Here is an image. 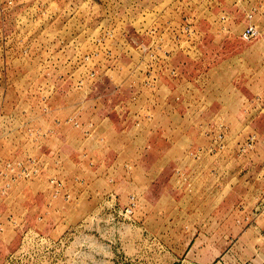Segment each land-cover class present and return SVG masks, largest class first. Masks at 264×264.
<instances>
[{
    "label": "rangeland",
    "instance_id": "374dc122",
    "mask_svg": "<svg viewBox=\"0 0 264 264\" xmlns=\"http://www.w3.org/2000/svg\"><path fill=\"white\" fill-rule=\"evenodd\" d=\"M0 264H264V0H0Z\"/></svg>",
    "mask_w": 264,
    "mask_h": 264
},
{
    "label": "built area",
    "instance_id": "2783aa9c",
    "mask_svg": "<svg viewBox=\"0 0 264 264\" xmlns=\"http://www.w3.org/2000/svg\"><path fill=\"white\" fill-rule=\"evenodd\" d=\"M256 33H257L256 29L253 26H251V27H249V28H247L245 30L244 35H246V36H254V35H256Z\"/></svg>",
    "mask_w": 264,
    "mask_h": 264
}]
</instances>
